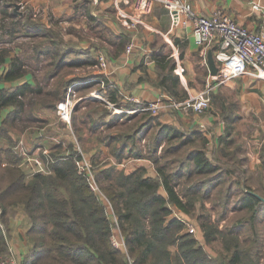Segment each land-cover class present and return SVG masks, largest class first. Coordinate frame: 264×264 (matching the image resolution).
Segmentation results:
<instances>
[{
    "label": "trees",
    "instance_id": "16d2710c",
    "mask_svg": "<svg viewBox=\"0 0 264 264\" xmlns=\"http://www.w3.org/2000/svg\"><path fill=\"white\" fill-rule=\"evenodd\" d=\"M1 13L0 28L9 36L23 26L27 35L33 36L40 32L42 39H55L51 29L45 32L42 24L38 21L32 22L34 19L30 16L22 19L12 11L9 17L13 21L4 23L6 12L0 8ZM24 21L25 23H22ZM112 39L107 42L115 46L116 51H120L127 43L128 36L122 33ZM38 48L34 53L36 61L42 56L49 58L47 65L54 67V71L66 64L64 52L59 54L48 46L43 50ZM114 53L112 50L111 54ZM104 56L107 62L108 58ZM84 61L85 59L81 60ZM24 62L19 55L14 56L7 50H0V82L6 83L0 87V141L6 145L0 147L1 258L14 255V252L10 253L6 234H9L10 221L22 213L27 220L23 233L26 251L24 258L19 259L20 264H264V215L261 218L258 216L260 211H264V201L254 188L242 186L247 182L243 169L230 167L225 171L239 177L241 196L234 208L248 215L236 218L230 226L223 228H219L211 215H195L200 199L210 197L206 182H211L210 187L217 186V183L212 182L216 181L214 178L205 182L191 179H196L193 178L195 175L216 172L218 167L213 161V156L218 153L230 158V161L233 160L232 155L235 152L229 150L232 144L231 127H226L225 135L220 137L217 149L208 154L207 137L201 131L194 127L176 128L157 120L156 116L151 114L152 117H147L143 124H146L149 118H153L152 122L157 120L160 124L154 138L153 152L163 139L174 140L181 137L180 146L189 143L194 146L185 155L189 163H179L174 169H168V163L155 158L152 161L153 172L147 173V170L134 168L127 171L117 168V164L109 160L108 154V161L95 170V180L101 193L99 195L90 188L86 176L78 170L75 159L79 158V155L76 150L67 155L56 156L51 152L49 155H41L44 170L36 169L35 164L25 165V157L19 156L16 151L13 136L19 133L17 130L25 126L26 122L33 120V100L42 92L39 85L33 84L29 78L26 79L27 72H33L26 69ZM88 62L94 61H86ZM174 66L172 58L156 57V84L162 88L163 93L179 101L185 99L187 92L182 88ZM50 73L49 77L54 76ZM22 77V82L14 86L9 84ZM32 79L34 80L33 77ZM65 92V87L58 85L55 89L56 99L64 96ZM100 92H104L108 100L117 106L121 105L116 97V89L108 92V89L104 88ZM28 93L34 95L30 96L33 99L26 108ZM210 96V104H214L217 109H223L220 114L217 110L211 112L217 116L230 114L231 111L227 110L221 94L212 92ZM134 102L125 106L143 104ZM50 106L51 103L39 104L42 109ZM123 115L124 112L115 117ZM86 118H90L88 124L91 130L96 129L101 122L91 119L89 114ZM231 122H228V126ZM140 131V137H144L142 127H137L125 135H122L121 131L109 134L107 138L113 146L125 139L118 147H114V158H119L126 149L133 151L127 142L131 139L133 141L134 135ZM182 132L186 135L183 136ZM77 138L82 141L81 135ZM179 143L170 145L171 151H175ZM164 153L165 151L160 157L163 158ZM74 154L76 155L73 157ZM238 162L240 164L241 161ZM181 184L182 187L178 191L176 185ZM229 198L226 195L225 202ZM108 206L112 212L111 216L108 215ZM176 211L196 216L205 242L210 245L214 242L220 244L216 255L210 254L193 232L186 229L184 219L180 218ZM113 226L116 231H113ZM114 233L118 234V245L112 243L111 237Z\"/></svg>",
    "mask_w": 264,
    "mask_h": 264
},
{
    "label": "rangeland",
    "instance_id": "374dc122",
    "mask_svg": "<svg viewBox=\"0 0 264 264\" xmlns=\"http://www.w3.org/2000/svg\"><path fill=\"white\" fill-rule=\"evenodd\" d=\"M17 9L19 11H15L10 7L7 9V13L14 11L22 17V19L27 16L32 17V12L30 10H22L19 7H17ZM49 15L50 16L45 18L48 22L44 21V18H42L41 22L43 23L40 22V24H42L45 32L51 29L55 39L50 41L40 38V32L33 36L27 35L23 26L12 36H9L0 28V50H7L9 54L14 56L19 55V57L25 61L26 69L33 72V74L27 72L25 75L26 79L29 78V81L39 85L42 89V92L37 94V97L33 100L35 103V112L33 113L32 111L33 120L28 121V123L26 122L25 126L17 130L19 133L13 136L15 149L19 156L22 157L23 155L25 157V165L35 164L36 169L40 170L34 161L28 160V158L38 157L41 160L38 164H40V168L44 170V163L41 155H49L50 152L56 156L67 155L70 151L73 152L75 150L79 155V158L76 159L84 158L88 161L95 179V170H98L101 165L108 161V154L109 160L116 163L117 168H123L127 171L134 168L138 170L142 169L143 171L147 170V173L153 172L151 171L153 168L152 161L155 158H159L161 162L168 163V169H174L179 163L188 164L189 160L187 161L185 159V155L189 149L194 147L191 143L180 146L179 141H181V137L174 140L167 138L163 139L162 143L157 147V150L153 152L154 138L156 133H158L160 124L157 120L152 122L153 118H149L146 124H143L147 117H152L151 113L148 115V113H145L149 112L148 110L137 109L143 105H131L126 109H132L133 111H124L125 115L115 117V115H119L120 113L117 112L118 106L114 102L109 101L104 92L100 94V90H104V88H107L108 92L113 88L115 89L114 83H111L105 76L101 75L103 74L101 73L103 71V66L99 64L100 56L104 57V55L101 54L102 50L100 49L99 40L104 37L107 38V41L112 39L113 36L112 33H110V29L99 23L98 19H95L93 23L87 22L83 24L76 21L77 18H81L80 16L68 19L69 16L65 15L66 17L61 19V17L58 18L54 15ZM1 16L2 13L0 14V17ZM4 16L7 17L4 23L13 21L8 15L4 14ZM38 17H36V20L32 17L34 19L32 22L37 23ZM65 19L70 21L73 20V22H78L79 24H71ZM22 23H25V21ZM95 37L97 38L95 39ZM91 38L92 40H90ZM47 46L57 50L59 54L64 52L66 56V64L55 71L54 67L52 68L47 65L49 58L42 56L40 60L36 61L34 55L38 47V49L43 50ZM82 59H85V61L81 62ZM90 60L94 62L86 63V61ZM49 73L50 75L54 74V76L49 77ZM30 76H32L34 80ZM23 79L24 77L20 80H14L9 84L14 86L22 82ZM60 84L65 87L66 92L64 96H60L56 99L55 89ZM2 85L3 83L0 84V87ZM182 88H184V86H182ZM32 95L34 94H26V108L29 107V103L33 99V97H30ZM64 101L68 102V106L64 111H61L59 103H63ZM42 102H45V104L51 103V106L42 109L39 107V104ZM125 105L127 104L125 103ZM88 114L91 115V119H98L101 121L94 130H91V126L88 124V120L90 121V118H86ZM237 118L236 121H241L231 126L230 130L232 144L229 150L235 152L232 155L233 160L230 161V158L221 156V154L218 153L213 156V161L216 167H218L216 172L206 175H195L193 178L196 179H191V181L204 180L203 182L211 178L216 179V181L214 180L212 182L217 183V186L210 187L209 185L211 182H206V186L210 189V197L200 199L195 215H211L219 228L229 225L236 218L248 215V213L235 210L234 208L237 206L241 196V182H238V180H240L239 177L227 174L225 171V169L230 167H240L244 170L242 167L244 158L242 161V157L245 156L246 149L248 150V143L243 139L242 134H245L247 131H249V134L253 132V130L246 125V121L242 120L243 118ZM102 122H104V124H102ZM252 125L255 128L262 127L261 129H264V118L260 121H252ZM137 127H142V132L145 136L140 137L141 131L134 135V140L131 141V139L127 142L128 147L130 145L133 151L129 152V150L126 149L119 158H114L112 154L114 147H118L119 143L125 139L120 140L117 146H113L107 138L109 134L111 135L121 131L122 135H125L126 133L132 132V130ZM76 129L77 131H75ZM259 131L261 132V130ZM79 135H81L82 141L78 140L77 136ZM182 135L185 136L186 134L183 133ZM177 143L179 144L176 150L171 151L169 148L170 145ZM106 144H110V146H106ZM0 147H6L5 142L0 141ZM164 151V157L162 158L160 156ZM75 155L76 154H74L73 157ZM117 161L119 162L117 163ZM238 161H241L240 164ZM256 182L257 179H247V182L245 181L242 186L254 188L259 193V196L264 198V187L262 184H257L258 182ZM187 183L189 184L190 182ZM180 187H182V184L181 186L176 185L178 191H180ZM160 192L163 193L161 188ZM99 195H101V193H99ZM226 195L230 198L225 202ZM176 213L180 218L184 219L183 221L186 224V229L193 232L203 247L210 254L216 255L220 250V244L214 242L210 245L205 242L196 216H188L177 211ZM111 214V209L108 206V215L111 216ZM263 215L264 211L258 213L259 218L263 217ZM23 226L24 223L23 220H21L19 227ZM15 230L17 231V228H15ZM113 231H116L115 226H113ZM6 239L9 243L10 253H12L15 251L13 247L15 244L14 242L12 243L9 234H6ZM4 258L0 257V259Z\"/></svg>",
    "mask_w": 264,
    "mask_h": 264
},
{
    "label": "crops",
    "instance_id": "0c3cea01",
    "mask_svg": "<svg viewBox=\"0 0 264 264\" xmlns=\"http://www.w3.org/2000/svg\"><path fill=\"white\" fill-rule=\"evenodd\" d=\"M186 1L199 14H225L235 23L250 30L264 31V0ZM20 2L25 3L22 10H30L35 20L39 16V22L42 18L48 22L45 18L50 16L49 14L61 17V19H64L65 15L69 16L68 19L80 16L81 18H77L76 21L83 24L93 23L95 19H98L99 23L110 29L113 38L122 33L127 34L128 41L120 51H116V47L111 46L107 38L99 40L101 54L108 58L107 66L101 73L108 81L114 83L118 102L123 103L120 107L118 106L117 112L130 107H126L125 103L135 101L134 103L145 105L163 93L162 88L156 84V57L172 58L175 63L174 68L177 65L183 67L184 71L179 80L187 92L186 97L216 81L213 76L218 74L220 69V63L214 58L217 42L214 41L206 49L196 45L192 36L191 24L183 23L178 13L170 11L160 3H154L151 10L142 15L141 19L136 8L137 0H0V8L6 12L5 15L9 16L7 9L10 7L14 9L16 5L18 7ZM123 13L139 18L141 23H128L127 25L122 23L123 19L120 15ZM68 19L65 20L71 24H79ZM129 44H132V48L130 52H126ZM112 50L114 54H111ZM208 50L212 51L217 67L215 74H212L208 67ZM212 92L223 96V103L226 104L227 110L231 111L229 115L217 116L211 112L217 110L220 114L223 110L217 109L214 104H210V107L203 113L173 108L161 109L156 113L149 112L156 116L157 120L176 128L191 129L194 127L201 131L207 137L206 151L208 154L217 149L220 137L225 135L226 127L229 128L240 122L241 120L236 121L237 117L243 118L246 125L253 130L252 134H249V131L242 134L243 139L248 143V150L246 149L245 156L242 157V161L244 158L242 163L244 179H257L258 183H256L264 187V129L255 128L252 125V121H260L264 118V80L241 74L228 79L225 83L215 85ZM128 97L132 100H126ZM230 121L232 122L228 126ZM256 193L259 194L257 191ZM21 220L24 223L23 227H19ZM26 224L27 220L22 213L10 221L9 236L15 244L13 246L14 255L19 259L24 258L26 251L23 236Z\"/></svg>",
    "mask_w": 264,
    "mask_h": 264
},
{
    "label": "built area",
    "instance_id": "2783aa9c",
    "mask_svg": "<svg viewBox=\"0 0 264 264\" xmlns=\"http://www.w3.org/2000/svg\"><path fill=\"white\" fill-rule=\"evenodd\" d=\"M154 3H160L170 11L178 13L185 24H191L192 36L196 45L202 49L211 46L214 41L217 42V48L214 52V58L220 63L218 74L213 76L215 82L207 84L203 89L191 93L182 100H175L170 95L162 93L154 101H151L141 110L159 112L161 109H178L182 111H192L194 113H203L210 107V94L215 85L225 83L228 79L237 75L248 74L253 77L264 80V31H253L242 25L235 23L228 15L214 13L212 15H203L197 13L192 5L186 0H137L136 8L141 16L151 10ZM24 2H20L18 7L23 9ZM18 10V9H17ZM122 23L136 24L141 23L139 18L132 15L121 14ZM130 21H129V20ZM132 44L127 45L126 52H130ZM99 64L105 68L106 60L103 56L99 58ZM184 69L177 65L174 72L181 77ZM126 100H132L128 97ZM112 103V102H111ZM68 102L59 103V108L64 111ZM136 109V110H137ZM131 112L132 109L118 110V112ZM34 161L40 170L38 157L28 158ZM75 164L88 181L90 188L96 193H100L91 166L86 159H76ZM110 205V203L108 202ZM111 206V205H110ZM118 234L114 233L111 237L112 243L118 245ZM122 237L120 241L122 243ZM0 264H20V260L15 255L0 259Z\"/></svg>",
    "mask_w": 264,
    "mask_h": 264
},
{
    "label": "water",
    "instance_id": "95a60500",
    "mask_svg": "<svg viewBox=\"0 0 264 264\" xmlns=\"http://www.w3.org/2000/svg\"><path fill=\"white\" fill-rule=\"evenodd\" d=\"M14 10L17 11V5L14 7ZM207 63H208V67L210 69V72L212 74H215L216 71H217V67L215 65V61H214V58H213L211 50H208V52H207ZM260 198H261V200L264 201V198H262V197H260Z\"/></svg>",
    "mask_w": 264,
    "mask_h": 264
}]
</instances>
